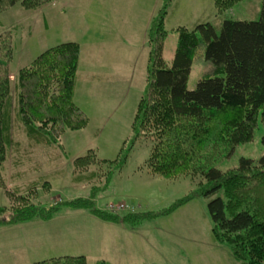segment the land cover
Masks as SVG:
<instances>
[{
	"label": "rangeland",
	"instance_id": "374dc122",
	"mask_svg": "<svg viewBox=\"0 0 264 264\" xmlns=\"http://www.w3.org/2000/svg\"><path fill=\"white\" fill-rule=\"evenodd\" d=\"M56 1L33 12L18 5L0 12V37H6L15 52L7 74L12 144L3 165L4 188L0 189V210L10 213L2 211L0 218L12 214L4 192L15 191L46 208L94 194L96 203H104L116 216L135 214L136 220L131 226L107 224L86 211L62 205L48 222L1 227L0 264H35L64 256H83L87 264H241L233 259L228 246L213 241L208 200L195 196L201 180L153 175L145 168L150 144L142 138L130 144L131 123L145 89L147 51L140 39L163 0H59L55 6ZM261 1L240 0L219 14L214 0H171L163 24L165 63L170 64L173 57L178 28L192 30L224 19L253 21ZM121 38H127V44ZM64 43H76L81 49L83 61L77 68L73 100L89 124L82 131L66 133L57 149L46 150L33 145L17 119L16 78L21 68L44 51ZM93 58L96 68L88 62ZM201 74L200 67L192 68L189 90ZM122 148L129 150L123 168L104 164L122 159ZM90 150L97 163L82 169L77 179L80 174L72 169V162ZM263 153L264 122L259 118L252 141L211 166L229 171L237 167L239 159L256 161ZM106 173L112 178L108 187Z\"/></svg>",
	"mask_w": 264,
	"mask_h": 264
},
{
	"label": "trees",
	"instance_id": "16d2710c",
	"mask_svg": "<svg viewBox=\"0 0 264 264\" xmlns=\"http://www.w3.org/2000/svg\"><path fill=\"white\" fill-rule=\"evenodd\" d=\"M53 1L0 0V12L16 5L33 12ZM170 1L163 0L146 33L145 89L131 123L130 144L141 138L150 144L145 168L153 175L168 180L198 177L202 183L195 196L208 200L215 244L228 246L233 259L241 264H264V153L256 161L239 159L237 167L229 171L211 166L218 159L229 158L236 147L250 143L257 119L264 122V0L253 21L224 19L192 30L178 28L175 51L166 64L163 24ZM239 1L214 0V4L220 14ZM14 55L10 41L0 37V189L4 188L3 165L12 144L7 74ZM79 61V45L64 43L44 51L19 71L16 116L35 147L57 149L66 133L88 126L89 118L73 100ZM194 66L200 67L202 74L189 90L187 82ZM128 151L122 148V159L104 164L123 168ZM95 159L90 150L72 162V169L80 174L77 179L82 169L97 163ZM106 178L108 187L112 178L108 174ZM4 194L11 201L12 214L0 218V228L35 220L48 222L62 205L86 211L107 224L131 226L136 220L135 214L116 216L104 203L97 204L94 194L48 208L34 205L33 199L15 191ZM189 200L179 201L164 214ZM35 264L87 262L83 256H64Z\"/></svg>",
	"mask_w": 264,
	"mask_h": 264
},
{
	"label": "crops",
	"instance_id": "0c3cea01",
	"mask_svg": "<svg viewBox=\"0 0 264 264\" xmlns=\"http://www.w3.org/2000/svg\"><path fill=\"white\" fill-rule=\"evenodd\" d=\"M59 2H60V1L57 0L55 6H57V4H58ZM112 10H114V9H112ZM153 16H154V13H153ZM153 16H152V17H153ZM152 17H151V18H152ZM146 33H147V29H146V32H144V33L142 34L141 39H140V40H143V39H144V47L146 46V45H145V43H146ZM121 40H123V42H124L125 44H127V43H126L127 38H126L125 40H124V38H121ZM79 47H80V46H79ZM145 49H146V47H145ZM146 51H147V50H146ZM81 61H83V60H82V57H81V49H80V62H81ZM94 61H96L94 58L91 59V60H88V62H90V64H94V65H95V68H96V64H95ZM91 77H92V76H91ZM92 78H93V77H92ZM83 87H84V88H88L86 84H84ZM112 225H115V224H112Z\"/></svg>",
	"mask_w": 264,
	"mask_h": 264
}]
</instances>
